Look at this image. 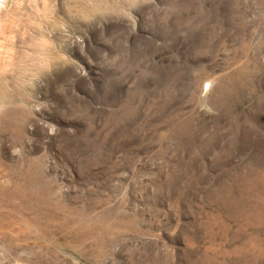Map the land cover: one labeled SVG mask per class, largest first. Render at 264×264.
Here are the masks:
<instances>
[{
    "label": "rangeland",
    "instance_id": "374dc122",
    "mask_svg": "<svg viewBox=\"0 0 264 264\" xmlns=\"http://www.w3.org/2000/svg\"><path fill=\"white\" fill-rule=\"evenodd\" d=\"M3 2L0 264H264V0Z\"/></svg>",
    "mask_w": 264,
    "mask_h": 264
},
{
    "label": "bare ground",
    "instance_id": "6f19581e",
    "mask_svg": "<svg viewBox=\"0 0 264 264\" xmlns=\"http://www.w3.org/2000/svg\"><path fill=\"white\" fill-rule=\"evenodd\" d=\"M3 0H0V48L4 49L6 48L7 40L9 38V31L10 29V21L7 19L8 14V6L3 5ZM9 16V15H8Z\"/></svg>",
    "mask_w": 264,
    "mask_h": 264
}]
</instances>
